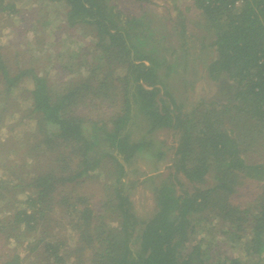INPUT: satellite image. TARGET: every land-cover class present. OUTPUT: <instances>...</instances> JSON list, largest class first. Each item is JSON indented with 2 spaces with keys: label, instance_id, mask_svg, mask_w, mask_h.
Here are the masks:
<instances>
[{
  "label": "trees",
  "instance_id": "trees-1",
  "mask_svg": "<svg viewBox=\"0 0 264 264\" xmlns=\"http://www.w3.org/2000/svg\"><path fill=\"white\" fill-rule=\"evenodd\" d=\"M46 2L62 5L69 28H90L99 65L57 88L31 68L12 74L23 56L0 47V131L19 112L28 128L19 148L0 139V264H264V0H192L199 38L184 15L173 34L151 13L125 16L118 0ZM19 11L0 0L12 25ZM33 13L23 33L48 26ZM188 38L211 56L204 70L223 96L191 110L169 83L196 73ZM162 130L177 145L167 173L152 177L154 211L142 220L132 176L142 159L166 160ZM88 183L99 195L82 190Z\"/></svg>",
  "mask_w": 264,
  "mask_h": 264
},
{
  "label": "rangeland",
  "instance_id": "rangeland-1",
  "mask_svg": "<svg viewBox=\"0 0 264 264\" xmlns=\"http://www.w3.org/2000/svg\"><path fill=\"white\" fill-rule=\"evenodd\" d=\"M18 4L20 9L19 14H15L12 25V18L8 19L5 16L0 15V47L1 53L7 55L12 60L14 59V52L23 56L21 64L9 66L11 73H16L19 68L27 69L31 68L42 76H46L55 86L58 88L61 84L64 85L68 80L75 78L79 79L82 76H87L89 71L99 65L94 53H97L94 48V42L91 41L87 35L90 28L75 27L69 28L64 24V9L62 5L48 4L46 0H11ZM44 2V6L41 8V12L38 14L37 10L40 9L39 4ZM119 9L125 14V16L140 15L145 12L151 13V16L156 19L157 23L165 30H171L181 33L183 31L180 22L182 15L186 17V31L188 35H192L193 38H199L204 35L202 29L199 28L201 23V16L199 10L196 9L192 0H151L148 4L133 3L132 0H118ZM35 7L38 9L35 11ZM50 12V19L45 18V14ZM25 12H34L33 20L42 16L48 23L47 25L36 24L34 29H37V35L23 33L24 27L29 26V20L27 18L26 23L22 22V16ZM183 18V17H182ZM39 19V18H38ZM5 20H9L10 23L6 24ZM36 21L34 20L33 24ZM61 23V24H60ZM12 25V26H11ZM62 26V27H59ZM64 27V28H63ZM175 29V30H174ZM38 36L39 39H43L40 50L36 49L37 45H34V39ZM190 38L186 40L188 47H192L193 53L198 55V59L194 63L196 73L191 76L190 70L187 69L184 76L178 81L169 80L171 84V92L174 98L178 102L185 104L187 110H191L196 103L203 99L208 102L213 101L217 95L216 85L214 82L208 79V75L204 70V58L210 55H200L199 43H190ZM26 43H29L28 45ZM17 47V49H16ZM203 59V61H201ZM181 69V68H180ZM27 88L32 85L31 80H27L24 84ZM17 104L21 103L22 92H17ZM13 110L23 109L12 108ZM25 114L19 112L18 115L13 118H7L6 128L0 131V139L5 140L7 147H16L26 142L28 128L23 124L17 125V119ZM15 128V129H14ZM155 138L158 141H162L167 145L166 160L156 162L154 159H142L137 165H135L132 179L133 187L130 190L132 193L133 211L142 220L152 215L154 211V200L152 194L153 183L156 181V175L161 173L165 174L170 167L168 163L172 158L173 148L177 145V137L169 131L162 130L155 134ZM8 149V148H6ZM17 154L9 158V162L13 165L19 164L20 157ZM2 158H0L1 160ZM250 159L257 160V156L250 157ZM4 160V159H3ZM3 172L0 170V178L3 176ZM7 177V176H6ZM8 178V177H7ZM83 191L99 195L100 188L92 184H86ZM34 259H29L26 264H35Z\"/></svg>",
  "mask_w": 264,
  "mask_h": 264
},
{
  "label": "flooded vegetation",
  "instance_id": "flooded-vegetation-1",
  "mask_svg": "<svg viewBox=\"0 0 264 264\" xmlns=\"http://www.w3.org/2000/svg\"><path fill=\"white\" fill-rule=\"evenodd\" d=\"M218 86H219V85H218ZM218 86L216 87L217 92H218L217 95H216L217 99L223 97V96H221V95L219 94V93H220V86H219V87H218ZM225 97H226V96H225ZM225 97H224V98H225Z\"/></svg>",
  "mask_w": 264,
  "mask_h": 264
}]
</instances>
